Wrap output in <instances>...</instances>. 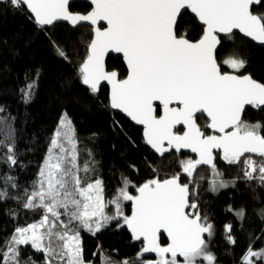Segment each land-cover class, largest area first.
<instances>
[{"label": "snow or ice", "instance_id": "obj_1", "mask_svg": "<svg viewBox=\"0 0 264 264\" xmlns=\"http://www.w3.org/2000/svg\"><path fill=\"white\" fill-rule=\"evenodd\" d=\"M260 2L91 0V11L83 14L70 11V0H10L16 8L26 6L40 26L56 21H67L73 27L85 22L94 26L87 56L79 67L82 83L95 93L101 82L107 81L111 107L143 126L145 142L156 153L163 156L172 149L196 153L197 159L181 161L182 171L193 177L199 166H210L213 191L227 187L216 167V149L229 164L240 163L243 157L245 178L253 179L258 171V178L264 182V126L241 119L246 105L264 106V83L248 74L222 73L215 55L221 43L218 33L231 38L234 29L264 43V14L252 11ZM182 10H190L204 26L199 39L190 40L186 30L178 31ZM102 21L106 27L100 25ZM53 45L59 56L67 58L54 41ZM110 52L122 54L128 69L126 78L118 79L116 71L105 70L104 59ZM224 63L239 70L246 61L230 57ZM198 114H206L210 120L207 128L219 134L206 135L197 123ZM177 125L185 127L182 135L174 131ZM77 143L72 121L65 113L24 204L28 209H43L44 215L38 222L15 230L0 264H34L30 257L27 261L20 258V246L29 244L45 254V264H85L80 228L94 235L118 217L133 239H143L138 256L156 254L155 260L140 264H181L178 256L183 258L182 264H200V258L215 264L216 257L204 238V234L213 235V225L198 211H187L197 209V204L189 203V184L180 182L179 173L149 179L136 187L135 195L128 190L131 181L122 177L123 186L105 201L104 182L87 175L93 169L88 161L80 164ZM246 154H256L260 163ZM7 159L16 163L14 154ZM124 201L132 202L131 215L124 214ZM109 205L115 206L112 215L106 211ZM237 215L243 217V210ZM231 228L225 225L229 233ZM162 232L169 240L166 246L160 242ZM227 239L235 243L231 235ZM253 257H264V250L249 247L245 264H252ZM105 264L115 262L106 259Z\"/></svg>", "mask_w": 264, "mask_h": 264}, {"label": "trees", "instance_id": "obj_2", "mask_svg": "<svg viewBox=\"0 0 264 264\" xmlns=\"http://www.w3.org/2000/svg\"><path fill=\"white\" fill-rule=\"evenodd\" d=\"M69 8L80 13L91 9L82 2L72 3ZM254 13L264 14V0ZM185 30L187 38L194 41L202 35L203 26L185 12L178 22V31ZM92 35V27L84 24L42 27L26 6L16 8L10 0H0V192L6 193L0 195V256L18 227L38 222L44 215L43 209H28L24 204L38 179L54 131L67 113L78 141L79 162H89L93 171L87 175L91 180L99 178L104 182L106 200L123 186L122 177L131 181L129 190L135 194L136 187L149 179H165L179 173L181 183L192 181L190 203H196L197 209L188 211H198L202 219L206 216L213 225V235H207L205 240L216 257L215 263L245 264L242 258L249 247L264 246V182L258 178V171L253 179H247L243 157L240 163L229 164L216 152V167L223 174L220 179L228 186L213 191L210 167L199 166L193 177L182 171L181 161L195 160L196 156L174 150L163 156L155 154L145 142L143 129L110 107L106 85L93 93L82 83L79 67L87 56ZM220 40L217 59L223 72L229 70L225 59H243L245 66L235 72L264 83V46L237 32ZM53 41L67 58L57 54ZM107 68L117 70L120 78L127 74L120 56H109ZM243 121L264 126V107L249 106ZM208 122L204 114L197 116L206 135L210 134ZM182 132L181 128L176 130ZM13 154L15 164L7 159ZM248 155L260 163L256 154ZM130 209L131 202H123L125 215H130ZM241 210L243 217L237 215ZM61 219L66 221L67 217ZM229 224L230 233L225 230ZM229 235L235 243L229 242ZM80 237L85 264H105L106 259L115 264L124 260L140 264L157 258L156 254L150 258L145 254L138 256L143 243L131 237L119 217L94 235L80 228ZM160 242L162 246L169 243L163 235ZM20 251L22 260L30 257L34 264H45V254L30 244L21 245ZM178 260L182 264L183 258L178 256ZM200 262L207 264L202 258ZM253 264L263 263L258 260Z\"/></svg>", "mask_w": 264, "mask_h": 264}, {"label": "water", "instance_id": "obj_3", "mask_svg": "<svg viewBox=\"0 0 264 264\" xmlns=\"http://www.w3.org/2000/svg\"><path fill=\"white\" fill-rule=\"evenodd\" d=\"M261 1H262V0H261ZM75 2L86 3V4H88V5L91 7V9H92V7H93V5L91 4V0H70V5H71L72 3H75ZM260 3H261V2H260ZM260 3H259V4H255V5L252 6V11H253V13H254V8L258 7V6L260 5ZM70 5H69V6H70ZM91 9H90L89 11H91ZM27 10H28V9H27ZM89 11H88V12H89ZM28 12L30 13L29 10H28ZM185 12H189L194 18H196L195 15L192 14V13L190 12V10H182V15H183ZM74 13H76V12H74ZM79 13H80V12H79ZM86 13H87V12H86ZM86 13H83V14H86ZM30 14H31V13H30ZM254 14H255V13H254ZM182 15H181V16H182ZM31 16H32V14H31ZM181 16L178 18V22H179ZM32 17H33V16H32ZM33 18H34V17H33ZM196 19H197V18H196ZM197 20H198V19H197ZM198 22H199V21H198ZM58 23H66V24L71 25V24H70L69 22H67V21H56V22H54L53 24H58ZM199 23L202 25L201 22H199ZM53 24H52V25H53ZM82 24H84V25H88V26L92 27V32H93V27H94V26H92V25H90L89 23H86V22H85V23H82ZM100 25L106 27V22H103V21H102V22H100ZM49 26H51V25H45V26H42V27H49ZM202 26H203V25H202ZM203 28H204V26H203ZM235 32L240 33L244 38H246V39H248V40H250V41L256 43L257 45L264 46V43L259 42V41H256V40H253L252 38L245 36L243 33L239 32L238 29H234L232 33H235ZM93 36H94V32H93L92 38H93ZM222 36H227V34H224V33H218V38H219V39H220V37H222ZM194 41H195V40H194ZM220 41H221V40H220ZM219 48H220V44L217 46V49H216V53H215V55H216V59H217V52H218ZM111 55H116V56H120V57L123 58L122 54H117V53H114V52H110L109 54H107V55L105 56V59H104L105 70H106V71H109V72H111V71H116V72L118 73V77H117L118 79H124V78H126V76H127V74H128V69H127V65H126V62L124 61V59H123V61H124V64H125V67H126V70H127V74H126V76H125L124 78H120V73H119L117 70H109V69L107 68V60H108V57L111 56ZM217 63H218V65L220 66V64H219V62H218V59H217ZM220 68H221V66H220ZM221 71H222V69H221ZM222 73H231V74H236V75H242V74H239V73H237V72H235V71H226V72H223V71H222ZM252 78H253V77H252ZM253 79H254V78H253ZM255 80H256V79H255ZM256 81L261 82V81H259V80H256ZM261 83H263V82H261ZM105 85L108 87V97H109V104H110V90H111V85L108 84L107 81H102V82H101V85H100V87H99V89H100L101 87L105 86ZM86 86H87V85H86ZM87 87L89 88V86H87ZM99 89H98V90H99ZM157 104H158V102H157ZM249 106H250V105H246V106H245V110H244V112L242 113V116H241V119H242V120H243V118H244L245 111H246V109H247ZM110 107H111V105H110ZM261 107H264V106H261ZM111 108H112V107H111ZM112 109H113L116 113H118V114L124 116L126 119H128L133 125L138 126V127H141V128L143 129V126H142V125L137 124V123H136L135 121H133L130 117H128L127 114L124 113L122 110L114 109V108H112ZM198 115H199V114H198ZM198 115H197V116H198ZM204 115L206 116V114H204ZM206 118H207V116H206ZM207 119H208V118H207ZM208 120H209V119H208ZM208 123H210V120H209ZM179 128H181V129L183 130V132L186 130L185 127H184L183 125H177L176 128L174 129V131H176V130L179 129ZM208 129L210 130V134H207V135H213V134L218 135V134H219L216 130H213V129H210V128H208ZM201 130H202V129H201ZM143 131H144V129L142 130V133H143ZM202 131H203V130H202ZM183 132H182V133H177V134L182 135ZM143 137H144V136H143ZM144 139H145V138H144ZM146 144H147V143H146ZM147 145H148V144H147ZM148 146H149V148H150L155 154L160 155V154L156 153L155 150L152 149L150 145H148ZM172 150H174L175 152H177L175 149H172ZM170 151H171V150H170ZM220 151H221V150H219V149L214 150V156H215V153H216V152H220ZM179 152H182V153H185V154H189V155H194V156H196V159L198 158V155H197L196 153H193L190 149H181ZM179 152H178V153H179ZM166 153H167V152H166ZM202 166H204V165H202ZM208 167H210V166H208ZM188 184H189V190H191L192 182H191V183L188 182ZM135 194H137V193H135ZM190 200H191V193H190L189 203H190ZM131 210H132V202H131L130 215H131ZM187 211H188V210H187ZM127 228H128V227H127ZM128 232H129V234L131 235V237L133 238L130 229H128ZM162 235L165 236V238H166L167 241L169 242V240H168V238H167V234L162 232L161 236H162ZM206 236H207V234H204V238H205V239H206ZM134 240H135V239H134ZM136 241H140V242H142V243H143V247H144V241H143L142 238H141L140 240H136ZM144 254H145L146 257H149V258H150V257H153V256L155 255V253H144Z\"/></svg>", "mask_w": 264, "mask_h": 264}, {"label": "rangeland", "instance_id": "obj_4", "mask_svg": "<svg viewBox=\"0 0 264 264\" xmlns=\"http://www.w3.org/2000/svg\"><path fill=\"white\" fill-rule=\"evenodd\" d=\"M225 60H227V59H225ZM229 68H231L228 64H226ZM232 69V68H231ZM233 70H235V69H233ZM61 120V119H60ZM58 126H59V124L57 125V127H56V129L58 128ZM56 129H55V131H56ZM55 131H54V133H55ZM227 186H228V183H227ZM129 190V189H128ZM129 192H130V194H132V195H135V194H133V193H131V191L129 190ZM105 201H108V200H106L105 199ZM125 202V201H124ZM106 211L110 214V215H112V214H114V212H115V206L114 205H109L108 206V208L106 209ZM252 250L253 251H261V250H264V246H262V247H258V248H252ZM247 253V252H246ZM246 253H245V255H246ZM213 254V253H212ZM214 255V254H213ZM245 255L243 256V258H242V261L243 262H245V259H244V257H245ZM252 259V264L253 263H255L256 261H258V260H261L262 261V263L264 264V257H253V258H251ZM152 260H155V259H152ZM206 263L208 264V262L206 261ZM200 264H205L204 262H200ZM216 264V263H215Z\"/></svg>", "mask_w": 264, "mask_h": 264}, {"label": "flooded vegetation", "instance_id": "obj_5", "mask_svg": "<svg viewBox=\"0 0 264 264\" xmlns=\"http://www.w3.org/2000/svg\"><path fill=\"white\" fill-rule=\"evenodd\" d=\"M227 66V65H226ZM228 67V66H227ZM229 68V67H228ZM226 71H235V70H233V69H231V68H229V70H226ZM226 71H224V72H226ZM219 153V156L222 158V151H220V152H218ZM223 160V159H222Z\"/></svg>", "mask_w": 264, "mask_h": 264}]
</instances>
